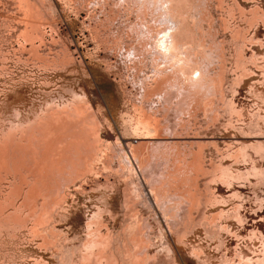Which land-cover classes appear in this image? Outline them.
I'll use <instances>...</instances> for the list:
<instances>
[{"label":"rangeland","instance_id":"374dc122","mask_svg":"<svg viewBox=\"0 0 264 264\" xmlns=\"http://www.w3.org/2000/svg\"><path fill=\"white\" fill-rule=\"evenodd\" d=\"M43 1L45 5L48 4L52 12L49 14L47 9H43L41 12L44 11V14L42 13L44 16L39 14L42 18L38 15L40 17L39 19L38 16L36 17L38 21L33 22L28 20L26 17L28 15H25L18 2L0 0V128H6L11 120L16 119L14 113H20L23 118L31 115L32 110L43 104L46 98L50 96L57 98L59 93L64 94L63 88L79 92V89L83 87L88 92L90 104L93 107L98 105L102 107L103 111L99 113L101 125L104 124L100 125L101 137L114 145L118 139L126 156L128 154L129 159L126 158L135 170L141 196L133 200V203L137 202L133 204L137 206L134 207L137 211L133 208V212L137 215L135 216L134 213L132 217L133 206L128 210L129 205H126V208L123 202L124 190L127 185H131L128 183V178L117 177L119 175L116 172L117 152L114 153L111 150L108 153L110 157L108 160L111 161V167L113 166L114 170L111 167L106 168L101 163L96 174L79 179L75 177L77 180L72 178V181L67 180V186L65 185L67 193L65 192L64 200L62 199L61 205L56 209H53L52 204L49 203L56 198L54 194V197L51 196L48 199L37 194L34 196V205L31 209L28 204L21 207V222L10 226L7 230L0 229V264H72L78 261L80 254L78 248L82 247L87 237L86 223L90 215L98 211L102 221L98 226L104 225L96 226L95 229L98 228L97 232L103 235L109 231L108 234L112 240L111 250H115L114 253L116 252L118 256V264H132L130 257L124 253V245L129 247L128 239L136 228L139 229L138 232L143 239L149 234L148 260L150 262L147 261L146 264H167L169 261L172 262L171 264H225L223 261L225 258H234L235 263L232 264H238V257L235 255L237 252H241L245 258H253L254 263L258 264L256 260L261 256L264 257L262 244L264 242V151L262 152L264 150V0H187V2L183 0L180 3L184 10L190 12L188 14L190 22H187V26L190 25L189 28H192L190 31L194 33L193 39L196 40L202 35L204 48H206L203 50L213 54L211 60L207 57L205 64L210 63L208 65L211 66L210 72L216 76L214 86H217L218 90L223 88L224 91L222 90L223 96H220L215 87L213 89L216 91L210 94L208 92V97L203 94L205 98L202 101V94L199 93L201 97L197 94V98L194 95L197 103L195 100L190 102L193 100L190 98L189 105L185 102L188 108L185 104L181 105L187 110L190 109L188 112L181 110L184 112L182 113L176 108V114L174 108L170 109L169 119L175 126H172L173 130H176L178 136H182L176 141L172 139L169 141L164 136L158 139L160 136L151 128L152 125L147 134L133 131V127L139 120L146 122L149 120L143 115L144 109L133 106L134 102L140 99L138 93L140 89L133 80L130 65L128 62L123 63V58L120 59L125 54L108 49L115 54L106 55L107 47L101 43L100 38L107 37L108 32V28H104V15L95 8V12L89 16V9L97 0ZM180 1L177 0L178 3ZM198 3L197 11L195 9ZM200 5L202 10H199ZM199 13L202 16L201 22L198 19L200 16L196 15ZM193 14L195 15L193 19L195 21L198 19L196 25L190 18ZM99 18L103 19V24ZM27 21L37 25L40 23L39 28L34 24L33 31L36 27L35 31L44 32L42 41L35 39L36 41L32 43L40 53L51 57L64 50L65 53H69L73 64L71 63L66 70H61L53 69L52 66L46 68L35 61L31 42L21 36ZM199 22L204 31L201 35V32L197 30ZM95 29L98 31L96 32ZM35 31L33 34H37ZM100 32L102 35L97 34ZM110 35L112 40L116 41L115 33ZM241 38H243L242 41H240ZM238 52L241 55H238ZM104 57L109 58V61L113 63V69L111 68L109 72L101 61ZM239 58H242L239 63L241 65H236V60ZM84 72L87 73L86 76ZM222 72L225 73L223 80L226 81L218 83L220 78L218 76H222ZM149 100L155 105L153 106L149 101L150 103H146L147 109L152 106L154 109L159 106L163 108L156 97ZM161 112L162 109L156 115L162 121ZM143 137L144 143L141 142L143 144L136 141ZM129 142L135 146L138 145L137 147H140L139 149H142L145 155L153 147L156 150L155 153L158 152L159 159L156 154L155 159L158 160L154 159L152 167H147L151 169L149 171L147 168L145 171L144 167L143 170L141 169L145 174L140 171L138 161L132 158L131 150H128ZM143 145H146V149ZM170 146L171 149H169ZM162 152L166 154L165 159H169L168 162L164 157L163 160L161 159L159 154ZM165 162L167 168L162 166L166 165ZM155 165L162 169H157ZM168 165L172 167H170L171 170L168 169ZM175 165L180 168L178 171L188 169L186 174L194 175L193 178L191 177V180L188 178V181H179V177L175 175L173 178L171 175L166 181L165 177L164 179L157 177L160 170L172 172L174 168L176 169ZM221 169L229 171L226 170L225 173ZM147 171L153 176H151L152 180L148 179ZM26 174L29 177L23 181L24 191L35 186L33 180L38 178L36 172L28 171ZM223 177L226 180H223ZM227 177L231 180H227ZM12 181H14L13 174L2 172L0 194L7 192ZM157 187L161 188V191ZM49 199L51 201L47 202ZM10 201L16 202L14 205L11 203V205H5L1 214L3 218L9 216L15 207H19L24 198L23 195H12ZM129 204H132V201ZM52 210L54 211L47 217L49 219H43L44 224L42 222L38 226L35 224L39 212ZM182 219L183 222H180ZM33 225L38 230L33 228ZM140 226L142 227L138 228ZM140 230L144 233H140ZM213 232H215L214 235ZM138 247L136 249V246H131L134 250L136 249L135 251L140 250L141 247ZM138 253L136 252V255ZM142 257L145 259V256L142 255L140 258ZM262 257L260 264H264ZM141 261L139 260V263Z\"/></svg>","mask_w":264,"mask_h":264},{"label":"bare ground","instance_id":"6f19581e","mask_svg":"<svg viewBox=\"0 0 264 264\" xmlns=\"http://www.w3.org/2000/svg\"><path fill=\"white\" fill-rule=\"evenodd\" d=\"M14 1L18 2L19 6H21L22 9L24 10V12L26 13L25 15H28V16H26L28 18V20H30V21L33 20V22L35 20L38 21L37 18L39 19L41 17L40 15L44 12V11L41 12L43 9H45V10L47 9L49 14H51V12H52L51 10H49L50 8H48V6H47L48 4H46V5L44 4L45 1H43V0H14ZM182 2H183V0L180 1L179 3L177 2V0H97L93 4L94 6L89 9L90 10L89 16L92 14V12L93 13L95 12L94 11L95 8H98V12L101 13L102 15H104V17H105L104 20L103 19L102 20L104 21V26H105L104 28H108L109 33L107 32V37L101 36L100 38H101V43L103 45L105 44L106 45L105 47H107L106 55L111 53V52H109L110 50L112 52H119L120 54H125V56L122 55L120 57V59L123 58L124 59L123 63H125V64H126V62H128V65H130L129 68L131 69V71H133V74L131 73L132 76L134 77L133 80H135L137 85H139L138 89H140V90L138 91V93H139L140 99H137V101L134 102L133 106H135V107L138 106L141 109H144L142 111H144L145 113L144 112H142V113H144L143 115H145L147 120H149L148 121L149 124L146 121H140L139 120L136 123V125L133 127V131L140 132L141 134H147L149 127H151V125H152L153 127H151V128H153L156 131V134L158 136H160V137H158V139L163 138V136H164V138L165 139L167 138V140L172 139L175 141L181 139L182 136L181 135L178 136V133L176 134V132H175L176 130L175 131L173 130L174 129L173 127H175V126H173L170 122L169 111H171L172 108H174V110L177 108L180 111L185 110L184 112H188V110H190V109H188V110L185 109L183 106H181L182 104L184 105L185 102H187L189 105V103L193 102L197 98V96L201 97V95H199V93L202 94L201 101L204 100L203 98H205V96L208 97V94H207L208 92H209V94L213 93L212 91L215 90V89H213L215 87H216V90L219 91V94H221L220 96H223V92H222L223 88L218 87V88H222V90L221 89L218 90L217 86H214L216 76L214 73H213L214 74V76H213V74L210 72L211 66L210 67L208 66L210 63H208V65L205 64L206 63L205 60L207 59V57L210 58V60H211V57L213 56V54H210V52L207 53V51L203 50L206 48H204L205 44L203 43L204 42L202 40L203 36L201 35L202 31H203V29H202L203 27L201 26V23H200L202 16H200L201 15L200 13L196 14V15H198V17L200 16L198 18V19H200V22H199V24H197L198 25L197 30H198V32L199 31L201 32L200 33L201 37L199 36L196 40H194L193 39L194 33L192 31H190V30H192V28H189L190 25L187 26V24H188L187 22H190V21H188V14L190 12L189 11L187 12L186 9L184 10L183 6H180V3H182ZM184 2H187V0ZM46 3H48V2H46ZM199 3L196 4L197 6L194 5L197 7V9H195L197 11H198ZM51 6L52 5L50 4V7ZM200 9H201V5L199 7V10ZM241 13H242V11H241ZM261 15H263V14H261ZM95 16L100 17V15H96V14H95ZM190 16H192V15H190ZM194 16L195 15L193 14V17H190V18L193 19ZM92 18L93 17H91V19ZM45 20H47V19H45ZM102 20H101V22H102ZM193 20H194L193 21L194 23L193 22L192 23L194 25H196L195 23L197 20L196 21H195V19H193ZM34 24L35 23H32V22L29 23L28 22L24 26L23 30L21 31L23 33L21 35L23 37V39L25 38V40H26V38H27V40H29V42H31L30 45H31V47H33L34 52H33V50H31V51L33 53H35V55L32 53V55H34V57H35L34 60L37 61L41 66H44L46 68L52 66L53 69L58 68L61 70H63V69L66 70V68H68L69 65L72 63V60L70 58L69 53L67 54L63 50V51H61V53L60 52L55 53L53 56L47 57L48 55L46 56V55L40 53V51H38V48H36V46H34V44H32L34 41H36L35 39H39L40 41H42L43 35H44V32L42 30L35 31L36 27H35L34 31L37 32V34H33ZM39 24L40 23H38V25L35 24V25H37V28H39ZM102 24H103V22H102ZM100 25H101V23H100ZM3 28H4V26H3ZM99 28H98V30H99ZM109 29H111V30H109ZM95 31H96V29H95ZM191 32L193 34H191ZM110 33H115V40L116 41L112 40ZM97 34L102 35V32L97 33ZM238 37H239V35H238ZM242 39L243 38H241L240 41H242ZM108 49H109V51H108ZM238 49H237V51H238ZM221 52H222V50H221ZM111 54H115V53H111ZM239 54H240V52H238V55ZM241 54H242V51H241ZM217 55H218V53H217ZM238 55H236L237 58H238ZM240 59L242 60V58H239L236 60V63H237L236 65H238L240 63ZM101 61L104 63L105 69L108 72L111 71V68L113 69V63L109 61V58L104 57L101 59ZM239 65H241V64H239ZM207 66L210 69H208ZM223 69H224V67H223ZM83 74H84V76H86L87 73L84 72ZM222 74H220L222 76H218V78L220 77L219 79L217 78L218 83L219 82L222 83V81L223 82L226 81V80L225 81L223 80V79H225V78H223L225 73L222 72ZM121 80H123V79H121ZM133 80H132V82H133ZM218 83H217V85L220 86V84H218ZM211 88L213 90H211ZM63 90L66 93V95H65V93L64 94L59 93L57 98H53L52 96H50V97L48 96L49 98H46L44 100L43 104H41L35 110H32L31 115H27L25 118H23L20 113H14V116L16 117V119L11 120L6 128H0V176H1L2 172H8V173H11L14 175V181H12L10 183V186H9L7 192L0 194V229H1V231L3 228H6V230H7V228H9L10 226L21 222V220H22V215L20 213L21 207H23V206L25 207L28 204V205H30L28 207L31 209L32 206L34 205V196H36L37 194L43 195L44 198L46 197V199L51 198V196H53V194L56 195L55 196L56 198H54L53 201H51L50 199L47 200V202L51 201L49 203L52 204V208L56 209L57 206L61 205L62 201L64 200L63 197H64L65 192H66L65 187L67 186L66 183L68 181H72V179L77 180V179H75V177H77L79 179V178H85V177H89L93 174H96L97 171H99L98 169L100 168L101 163L106 168L111 167V161L108 160L110 158L108 156L109 155L108 153L111 150H112V152L114 151V153H115V151L117 152L116 154H117L118 161H116V162H118V164H117L118 168H116L117 169L116 172H118V174H119V175H117V177L119 176L121 179L122 178H125V179L128 178L129 179L128 183H130V185H131V186L127 185L126 190H124L125 192H124V201L123 202L125 203V207H126V205H129L128 206L129 208L126 207L129 210L133 206V204L137 203V202L133 203L134 198H139L141 196L140 195V186H139L138 182H136V176L134 173L135 170L133 169L132 165H130L131 163H129L127 161L126 157H128V159H129V156H128V154L126 156V154L124 152V148L120 144L119 140L117 139V142L114 145L110 141L102 138L100 135V125L102 123L99 120V115H100L99 113L103 111L102 107L99 105L97 107H93L90 104V98H89L88 92L83 87H81V89H79L80 90L79 92L78 91L76 92L70 88L69 89L63 88ZM203 94L204 95L206 94V95L204 96ZM55 95H57V94H55ZM194 95L195 96L197 95L196 98L193 97ZM153 97H156V99L158 101L160 100V102H161L160 104L162 105L163 108H160V106L155 107L156 109L153 108V106L155 104L153 105V101L149 100L150 98L152 99ZM221 98H224V97H221ZM189 99L190 100L193 99V100L188 102ZM149 101L152 102L153 106L151 108L147 109L146 103H148ZM197 101H199V100H197ZM201 101H199V102H201ZM195 102H196V100H195ZM176 104H178L180 106H178ZM172 105H174V107H172ZM185 105H187V104H185ZM188 105H187V108H188ZM210 105H211V103H210ZM180 107H181V109H180ZM189 107H191V106H189ZM161 109H162L161 113L163 115L162 121L157 116L158 115L157 112L159 113V111ZM176 111L177 110H175V112ZM184 112H182V113H184ZM176 114H177V112H176ZM142 120H144V118ZM185 123H186V121H185ZM185 123H183V125ZM187 123H189V121H187ZM179 124H182V123H179ZM179 124H177V125H179ZM103 125H101V126H103ZM0 126H1V124H0ZM177 128H178V126H177ZM179 128H180V126H179ZM154 136H156V135H154ZM189 137H191V136H189ZM143 140H144V137L141 138L140 140L136 139V141L138 143L139 142L141 143ZM198 140H196V141H198ZM186 141H187V139L185 140V142ZM191 141H192V139H191ZM143 143H144V141H143ZM143 143H141V144H143ZM152 143H153V141H152ZM152 143H150V144H152ZM164 143H165V140H164ZM128 146L130 147V149H128V150H131L132 158L138 161L140 171L143 170L142 169L143 167L145 168L144 170L146 171L147 167L151 166V164L153 165V160L155 159V156L158 153V152L155 153L156 150L153 149L154 147L153 148L149 147L151 149H149L150 151L147 150L149 152H147L148 154L145 155L143 153L144 151H141L142 149L140 150L139 149L140 147H137L138 145L135 146L132 142H129ZM144 147L146 149V145ZM169 149H171V146ZM261 149H263V148H261ZM261 149H260V151H261ZM258 151H259V147H258ZM263 151L264 150H262V152ZM114 153H113V156H114ZM163 154H164L163 152L161 154H159V155H161V159L163 157L165 159L166 154H164V156H163ZM170 154H171V152H170ZM179 154L181 155V153H179ZM187 154H189V153H187ZM183 155H185V153ZM156 157H158V154ZM170 157H172V156H170ZM158 159H159V157H158ZM158 159H155V160H158ZM173 159H176V158L173 157ZM111 160L113 161V159H111ZM162 160H160V161H162ZM165 160H167V158ZM168 160H167V162H168ZM170 162H172V161H170ZM156 163H157V161H156ZM156 163L154 162V164H156ZM165 164L166 165H162L163 168L167 166L166 162H165ZM168 166H169L168 169H170L171 166L170 165H168ZM112 167H111V169H112ZM174 167H176V169L174 168V170L172 172H170L171 169L166 170V171H165V169L160 170L159 175L157 177L158 178L163 177V179L165 177L166 181H167L168 176L170 177L171 175L173 176V178L175 175H176V177H179L180 178L179 181H181V180L188 181V178H189V180H191L190 179L191 177L193 178L194 175L189 176V175H191L190 173L186 174V171L188 169H185V171H180V170L178 171V169H180V168H177L178 167L177 165H175ZM158 168H161V167H157V169ZM108 169H110V168H108ZM149 169H151V168H149ZM149 169L147 168L148 171H149ZM112 170H114V169H112ZM183 170H184V168H183ZM221 170L223 171V169H221ZM226 170L227 169H225V171H223V172L226 173ZM28 171L36 172V174L38 175V178L33 180L35 186H32L28 190L24 191L22 184H23V181L28 179V177H29L26 174V172H28ZM154 171H155V169H154ZM162 171H164L165 173ZM228 171L229 170H227V172ZM142 172H144V171H142ZM152 172H153V170H152ZM154 173H155V175H157L156 171ZM154 173H152V174L154 175ZM162 173H164V174H162ZM142 174H145V172ZM219 174L222 175L220 172H219ZM219 174H218V177H220ZM258 174H260V173H258ZM146 175H147L148 179L150 178V180H152V178H151L152 175L149 172ZM177 175H179V176H177ZM229 175H230V173H229ZM229 175H228V177L232 176V175H230V176ZM228 177H227V180H231ZM262 177H263V175H262ZM154 178H155V176H154ZM175 179H178V178H175ZM221 179H222V177H221ZM169 180H171V179L169 178ZM223 180H226V178L224 179V177H223ZM261 180H262V178H261ZM175 181H178V180H175ZM197 181H198V179H197ZM155 183H157V182H155ZM106 184H107V182H106ZM153 185H155V184H153ZM170 185H172V184H170ZM195 186H198V185H195ZM125 187H126V185H125ZM158 189H160V191H161V188H158ZM158 189H157V191H158ZM194 191H195V189H194ZM194 194H196V193H194ZM197 194H198V192H197ZM12 195H16V196L23 195L24 201L22 202V204L19 207H15L9 216H7L6 218H3L1 214L3 212V208L5 207V205L6 206H7V204L14 205L16 202L15 201L14 203H11L12 201H10V197H12ZM159 195L161 196V194H159ZM53 197H52V199H53ZM199 197H200V195H199ZM136 200L137 199H135V201ZM131 201H132V204H129ZM175 205H177V204H175ZM135 206L136 205H134L132 207V212L137 207V206L136 207ZM53 211L54 210H52L51 212L50 211L49 212H42V213L39 212L37 217H36L35 224H37V226H38L43 221V219H49L47 217H49ZM35 213H37V212H35ZM134 213L135 212L132 213V217H134V215L135 216L137 215L136 213L135 214ZM173 214H174V212H173ZM222 214H223V212H222ZM90 216L91 217L89 218L88 222L86 223L87 224L86 225L87 237H86L84 243L81 245L82 247L78 248L80 251L76 248V250H78L80 252V254L78 255V261L73 262L72 264H118V262H119L118 256L115 254L116 252L114 253L115 250H113V251L111 250L112 249V247H111V241L112 240H110L111 237L108 234L109 231L106 232L107 234L104 233L105 235H103L101 232H99L100 234L97 232L98 228H97V230L95 229V227L98 226V224L102 222V221H100V219H101L100 211L94 212ZM183 217H184V215H183ZM184 218H186V217H184ZM174 219H176V215H175ZM48 221H47V223H48ZM180 222H183V219ZM184 222H186V221L184 220ZM42 224H44V223L42 222ZM102 225H104V224H100V226H102ZM100 226H98V227H100ZM137 226L138 225H136V227ZM141 227L142 226H140L138 228H141ZM33 228L38 230V228H36V226H34ZM138 230L139 229L136 228V230L130 234V237L128 239L130 241V242H128L130 245L128 248H127V245H124L125 251L124 250L123 251H124L126 256L130 257V259H129L131 261L130 263L142 264L145 262L144 264H146V263L150 262V260H148V255L150 254L149 249H148V247L150 245L149 244L150 241H149V237H148L149 234L143 239L141 237V235L139 234ZM142 232L140 230V233H142ZM34 233H35V231H34ZM208 233H209V231H208ZM214 233L215 232H213V235H214ZM252 233L254 234V230L252 231ZM260 236H261V234H260ZM81 243H82V241H81ZM162 243H164V242H162ZM262 244L264 245V242H262ZM131 246H134V247L136 246V249H137V246H139L141 248H140V250L135 251L136 249L134 250L133 248H131ZM136 252H139L138 254H140V255L137 256L138 254L136 255ZM142 255L145 256V259H143V257H142V259L140 258ZM235 255H236V257H238L237 258L238 264H255L254 263L255 261L253 260V258H245V256L242 255L241 252H237ZM261 257H260V259L258 258L256 260L258 262V264H260V262L262 263ZM262 258H264V257H262ZM69 260L71 261V259H69ZM139 260H142L141 263H139ZM143 260H144V262H143ZM73 261H74V259H73ZM223 261L225 262V264L235 263L234 258H230V259L225 258V259H223ZM168 263L171 264L172 262L170 263V261H169Z\"/></svg>","mask_w":264,"mask_h":264}]
</instances>
